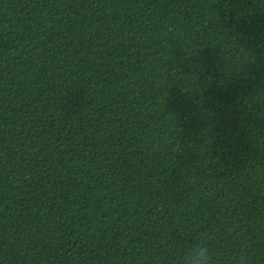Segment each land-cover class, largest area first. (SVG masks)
<instances>
[{"label": "trees", "instance_id": "obj_1", "mask_svg": "<svg viewBox=\"0 0 264 264\" xmlns=\"http://www.w3.org/2000/svg\"><path fill=\"white\" fill-rule=\"evenodd\" d=\"M264 264V0H0V264Z\"/></svg>", "mask_w": 264, "mask_h": 264}, {"label": "clouds", "instance_id": "obj_2", "mask_svg": "<svg viewBox=\"0 0 264 264\" xmlns=\"http://www.w3.org/2000/svg\"><path fill=\"white\" fill-rule=\"evenodd\" d=\"M215 237L200 236L186 248H182L175 258L176 264H218V256L209 246V240ZM223 264H253L252 253L246 245L239 249Z\"/></svg>", "mask_w": 264, "mask_h": 264}]
</instances>
